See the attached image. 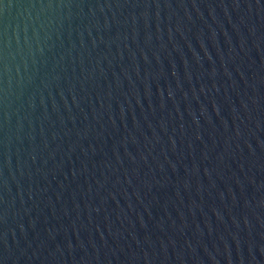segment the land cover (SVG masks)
Returning a JSON list of instances; mask_svg holds the SVG:
<instances>
[{"label": "water", "instance_id": "95a60500", "mask_svg": "<svg viewBox=\"0 0 264 264\" xmlns=\"http://www.w3.org/2000/svg\"><path fill=\"white\" fill-rule=\"evenodd\" d=\"M0 264H264V0H0Z\"/></svg>", "mask_w": 264, "mask_h": 264}]
</instances>
